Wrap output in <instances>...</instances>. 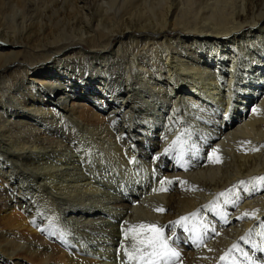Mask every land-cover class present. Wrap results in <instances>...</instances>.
<instances>
[{
  "label": "bare ground",
  "instance_id": "obj_1",
  "mask_svg": "<svg viewBox=\"0 0 264 264\" xmlns=\"http://www.w3.org/2000/svg\"><path fill=\"white\" fill-rule=\"evenodd\" d=\"M256 177L264 0H0V264H264Z\"/></svg>",
  "mask_w": 264,
  "mask_h": 264
},
{
  "label": "snow or ice",
  "instance_id": "obj_2",
  "mask_svg": "<svg viewBox=\"0 0 264 264\" xmlns=\"http://www.w3.org/2000/svg\"><path fill=\"white\" fill-rule=\"evenodd\" d=\"M215 151L216 150H213L212 153H209L208 158L213 163H219V157L213 159ZM255 179L257 181L264 182V177H256ZM243 183L244 182H241V184ZM183 219L185 218L182 217L181 220ZM176 223H179V221H177ZM133 227L146 229L151 234L147 235L144 239L139 240V248H134L132 252L126 253L128 256L127 264H132V262L136 260H139L140 264H171V258L177 256L178 253L169 248L168 244L162 237L161 231L158 228H156L154 225H139ZM132 239L136 240V236H133ZM241 239L244 238L242 237ZM236 247L237 246L234 244L233 249H235ZM161 257L165 259L161 260ZM220 259L223 261L226 259V257L222 256Z\"/></svg>",
  "mask_w": 264,
  "mask_h": 264
},
{
  "label": "rangeland",
  "instance_id": "obj_3",
  "mask_svg": "<svg viewBox=\"0 0 264 264\" xmlns=\"http://www.w3.org/2000/svg\"><path fill=\"white\" fill-rule=\"evenodd\" d=\"M188 93H189V92H188ZM250 109H251V108H250ZM263 184H264V182L259 183V187H261ZM239 191H240L241 193H240V195H238V196L235 198L236 200H237V199H239V200L242 199V198H240V196L243 195V193H242V192H243V189H240ZM237 192H238V190H237L235 193L237 194ZM259 239H260V238H259ZM259 242H260V240H259ZM263 246H264V245H262L261 248H263ZM243 249H244V248H243Z\"/></svg>",
  "mask_w": 264,
  "mask_h": 264
}]
</instances>
